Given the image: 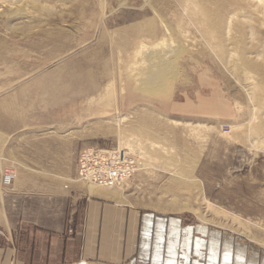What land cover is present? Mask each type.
<instances>
[{
	"label": "rangeland",
	"instance_id": "1",
	"mask_svg": "<svg viewBox=\"0 0 264 264\" xmlns=\"http://www.w3.org/2000/svg\"><path fill=\"white\" fill-rule=\"evenodd\" d=\"M169 46L175 72L139 87L140 51ZM0 59L42 77L62 172L80 181L82 150H120L138 168L106 190L264 237V0H0Z\"/></svg>",
	"mask_w": 264,
	"mask_h": 264
},
{
	"label": "crops",
	"instance_id": "2",
	"mask_svg": "<svg viewBox=\"0 0 264 264\" xmlns=\"http://www.w3.org/2000/svg\"><path fill=\"white\" fill-rule=\"evenodd\" d=\"M10 68L0 59V264H264V237L143 210L62 172L57 138L40 134L42 77Z\"/></svg>",
	"mask_w": 264,
	"mask_h": 264
},
{
	"label": "built area",
	"instance_id": "3",
	"mask_svg": "<svg viewBox=\"0 0 264 264\" xmlns=\"http://www.w3.org/2000/svg\"><path fill=\"white\" fill-rule=\"evenodd\" d=\"M137 164L120 150L100 151L84 149L78 157V176L85 182L111 188L124 184L137 170ZM15 177L12 168L2 170L4 183L9 184Z\"/></svg>",
	"mask_w": 264,
	"mask_h": 264
},
{
	"label": "bare ground",
	"instance_id": "4",
	"mask_svg": "<svg viewBox=\"0 0 264 264\" xmlns=\"http://www.w3.org/2000/svg\"><path fill=\"white\" fill-rule=\"evenodd\" d=\"M130 28H132V27H130ZM132 30H133V28H132ZM118 42H120V41H118ZM140 52H141V55L144 57V60L146 62H148V64L151 66V71L145 72L142 74L143 76L138 80V82H139L138 86L143 87L147 90L156 89L157 87H159L161 85V82L165 79V77H167V76H169L175 72L176 68L173 65V58H174V55L176 53V49H173L171 46L164 47L163 49H160L159 47H155V48L154 47H145ZM89 149H91V148H89ZM100 151H103V150H100ZM125 156H128V155H125ZM131 159H133L135 161V163L137 164V161L134 158H131ZM136 166L138 168V164ZM77 170H78V160H77V166H76V174H77V178L79 179ZM2 181H3V178H2ZM80 181H83V180H80ZM83 182H85V181H83ZM85 183H88L90 185H93V186H96L99 188H103V189H110V188H104V187L97 186L93 182H89V181L85 182ZM3 184L9 185L10 183L6 184L3 181ZM115 187H111V188H115ZM88 189L90 191H92L93 187H88Z\"/></svg>",
	"mask_w": 264,
	"mask_h": 264
},
{
	"label": "water",
	"instance_id": "5",
	"mask_svg": "<svg viewBox=\"0 0 264 264\" xmlns=\"http://www.w3.org/2000/svg\"><path fill=\"white\" fill-rule=\"evenodd\" d=\"M82 263H84V262H82Z\"/></svg>",
	"mask_w": 264,
	"mask_h": 264
}]
</instances>
